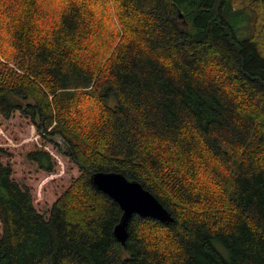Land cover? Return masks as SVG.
Instances as JSON below:
<instances>
[{"label": "trees", "instance_id": "trees-1", "mask_svg": "<svg viewBox=\"0 0 264 264\" xmlns=\"http://www.w3.org/2000/svg\"><path fill=\"white\" fill-rule=\"evenodd\" d=\"M46 2L0 0V119L35 131L0 133V264H264V0ZM95 172L174 222L123 246Z\"/></svg>", "mask_w": 264, "mask_h": 264}, {"label": "water", "instance_id": "water-1", "mask_svg": "<svg viewBox=\"0 0 264 264\" xmlns=\"http://www.w3.org/2000/svg\"><path fill=\"white\" fill-rule=\"evenodd\" d=\"M91 184L120 206L123 214L120 223L115 227L114 235L123 246L129 236V224L134 215L164 225L175 220L171 212L143 184L128 179L122 173L95 172L91 177Z\"/></svg>", "mask_w": 264, "mask_h": 264}, {"label": "rangeland", "instance_id": "rangeland-1", "mask_svg": "<svg viewBox=\"0 0 264 264\" xmlns=\"http://www.w3.org/2000/svg\"><path fill=\"white\" fill-rule=\"evenodd\" d=\"M45 2H46V0H45ZM46 5H49L48 1L46 2ZM51 5L52 4L49 5V8L52 7ZM104 8H106V7H104ZM247 10L252 11L250 8H248ZM106 11H107V9H106ZM105 14H106V12H105ZM105 14H103V15H105ZM251 16H252V18L255 17V15H253L252 13H251ZM105 17L106 16H104V18ZM247 23H248V26L251 25L250 21ZM246 34H248V32H245L240 36L244 37ZM22 122H25V121L21 118H17L16 120H13L12 122L10 121V124L8 123L11 126L10 127L7 123L3 122L0 119V133L6 135L14 143L19 142V141L23 142V140L29 139L30 137H32L33 133L35 131L33 132L30 128H25L26 126L22 125ZM17 123L20 125V128L18 127ZM30 139H32V138H30ZM53 140H55L57 143H59L64 151H68V145L60 136H56ZM59 163H60V166L62 167V171H63L62 173H66L67 175L72 174V169H71L70 163H68L66 160H63V159H59ZM56 183H57L58 188L60 190H62L64 183H65V180L58 181ZM68 183L69 182H66L65 184L67 185Z\"/></svg>", "mask_w": 264, "mask_h": 264}]
</instances>
